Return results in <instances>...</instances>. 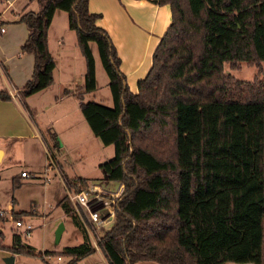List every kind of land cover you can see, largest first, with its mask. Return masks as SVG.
I'll return each instance as SVG.
<instances>
[{"label":"trees","instance_id":"obj_1","mask_svg":"<svg viewBox=\"0 0 264 264\" xmlns=\"http://www.w3.org/2000/svg\"><path fill=\"white\" fill-rule=\"evenodd\" d=\"M146 1L168 5L170 23L131 93L89 0H37L38 11L19 18L28 31L20 52L33 56L20 97L53 84L48 29L55 12L64 11L85 63L79 109L101 144L114 148L99 164L102 180L123 186L114 221L97 241L107 264H264V0ZM91 44L108 79L111 107L82 100L96 89ZM241 62L257 69L252 81L224 70ZM10 98L0 90V99ZM69 180L78 190L88 187L86 178ZM56 206L79 229V243L41 253L13 234L0 249L65 257V264L95 252L68 196Z\"/></svg>","mask_w":264,"mask_h":264},{"label":"crops","instance_id":"obj_2","mask_svg":"<svg viewBox=\"0 0 264 264\" xmlns=\"http://www.w3.org/2000/svg\"><path fill=\"white\" fill-rule=\"evenodd\" d=\"M88 8L90 12L100 14V19L96 23L110 36L121 60L120 71L126 77L129 91L135 93L137 82L147 73L152 53L169 26V6L154 5L146 0H89ZM4 10L5 14L1 17ZM37 11V0H11L9 4L5 3L4 9L0 12V27L4 28V33H0V90L8 92L11 97L8 100L0 99L2 151L0 162L14 143L26 144L37 141L42 144L45 152L44 142L50 145L54 141L52 147L72 143L74 147L82 148L96 138L82 113V116H79L77 90L71 92L66 88L69 85H76V77L78 75L83 77L85 72V63L80 62L81 54L76 45L75 35V39H72L67 31L66 13L56 15L58 13L55 12L48 29V49L55 61L53 84L26 98L20 97L19 90L32 74L33 56L20 52V46L26 40L28 31L26 26L19 22V18L27 12ZM56 18L60 24L59 28L55 27ZM135 32L141 38L138 44L132 37ZM100 149L104 148L101 146ZM51 152L56 157L54 150ZM56 160L62 167L57 157ZM62 169L69 178H86L88 187L103 193L120 194L123 189L120 182L117 190L112 191L109 188L110 181L99 185L93 182L91 177L84 174L68 175L63 167ZM28 170L22 169L15 175L20 176L21 171L29 172ZM64 193L62 191L61 196ZM11 255L15 261L17 253Z\"/></svg>","mask_w":264,"mask_h":264},{"label":"rangeland","instance_id":"obj_3","mask_svg":"<svg viewBox=\"0 0 264 264\" xmlns=\"http://www.w3.org/2000/svg\"><path fill=\"white\" fill-rule=\"evenodd\" d=\"M10 1L11 0H5L4 2V0H0V12L4 9L5 3L9 4ZM56 12L58 13L56 15H60L59 13L65 14L64 11L60 10ZM4 14L5 10L2 12L1 17H3ZM59 26L60 24L57 22L56 18L55 27L59 28ZM67 31L69 32V35H71L72 39H75L73 32L68 28ZM132 37L137 44L141 40L140 36L136 32L132 34ZM90 46L95 60L96 89L91 93L84 94L83 101H95L111 107L113 102L107 86V76L101 66L96 46L94 44H91ZM80 60L81 63H84L81 55ZM261 64L262 74L264 75V62ZM224 70L229 72L237 80L241 81H252L257 72V69L254 66H249L245 62H241L240 68L237 70L231 71L228 65L224 66ZM82 84L83 77L78 75L76 77V85H69L66 88L71 92H75V89L78 90ZM78 112L79 116H82L81 112ZM43 117L45 118L46 115ZM44 143L45 148H49L50 151L54 150L56 157L61 162L62 167L68 175L84 174L91 177L93 182L99 185L105 184V181L102 180V172L98 165L100 161H104L113 156V145H101L99 140L96 138H94V141L88 142L86 145L82 146V148L74 147V144L72 143L55 147H52L55 143L54 141H52L50 145L48 142ZM101 146L104 148L103 150L100 149ZM46 158V151L44 152L42 144L35 141L34 143L12 144L8 148L7 154L0 162L1 245H10L12 235L20 234V229L14 224V221L18 219H22L25 223L30 222L32 224L33 228L30 235L26 239H21V241L30 244L34 247L36 252L40 251L43 253L44 251H59L64 246L74 245L80 242L81 234L79 229L72 224L70 218L65 215L62 209L59 206H56V201L61 197L62 191L65 190V188L63 190L61 179L58 175H53L50 181L46 183H44L41 179V174L39 173L43 171L42 169L46 162ZM22 169H29L28 171L31 174H34L35 177L21 178L19 174H17L21 183L17 187L13 186L12 177L15 173H18ZM54 172V170H51V173ZM64 175L67 179H70L65 173ZM71 185L73 186L72 183ZM117 186L118 181L109 182L110 190H117ZM85 189L86 188L80 190ZM80 190L72 187V190L70 191L77 192ZM64 194L66 195V193ZM74 209L76 208L74 207ZM23 210L28 212L21 216L17 214V212ZM106 212L107 210L105 208L101 210L102 214H105ZM102 221L104 222V225L101 227L99 226L98 228L94 227V236L92 238L94 239L95 244H97V241L103 231L112 225L114 215L113 217L104 216ZM59 223H63L64 229L62 237L56 241L55 230ZM94 243H92L93 246ZM96 246V251L79 260L78 264H107V261L98 244ZM8 254L11 255L12 253L5 248L0 249V264H5L3 257ZM66 261L67 258L65 257L58 259L57 256H50L49 258H44L43 256V258H41L39 256L17 254L15 256L14 264H65ZM134 264L158 263L154 261H138Z\"/></svg>","mask_w":264,"mask_h":264},{"label":"built area","instance_id":"obj_4","mask_svg":"<svg viewBox=\"0 0 264 264\" xmlns=\"http://www.w3.org/2000/svg\"><path fill=\"white\" fill-rule=\"evenodd\" d=\"M0 33H4V28L0 27ZM46 162L43 167V171L41 174V179L44 183L49 182L53 175H58L61 179L63 189L65 188L64 192L68 196L70 202L76 208L75 211L79 215L81 222L85 228V231L89 237L91 243H94V227L98 228L104 225L102 218L104 216L113 217L114 211L116 208V199L119 194L115 193H103L97 189L92 187H87L85 190H80L77 192L70 191L72 190V185L69 179L66 178L64 175V171L59 165L56 157L46 148ZM51 170H54V173H51ZM27 171H21L20 177L27 178V177H35L34 174H31ZM106 209L107 212L105 214L101 213V210ZM78 209V210H77ZM14 224L17 228L20 229V237L22 239H26L31 231H32V224L30 222L25 223L22 219H18L14 221ZM100 238V237H99ZM93 241V242H92ZM97 244L94 243L95 248ZM44 258L50 257V255H43ZM60 259V257H58Z\"/></svg>","mask_w":264,"mask_h":264},{"label":"water","instance_id":"obj_5","mask_svg":"<svg viewBox=\"0 0 264 264\" xmlns=\"http://www.w3.org/2000/svg\"><path fill=\"white\" fill-rule=\"evenodd\" d=\"M1 157H2V151L0 150V159H1ZM63 229H64L63 223H59V225L57 226V228L55 230V240L56 241H58L60 239V236H61ZM3 261L5 264H14V256L13 255H6L3 257Z\"/></svg>","mask_w":264,"mask_h":264}]
</instances>
